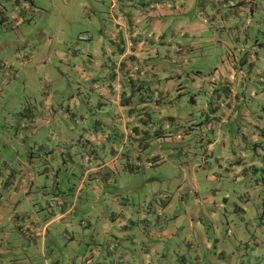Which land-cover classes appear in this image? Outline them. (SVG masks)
Returning <instances> with one entry per match:
<instances>
[{"label": "rangeland", "instance_id": "1", "mask_svg": "<svg viewBox=\"0 0 264 264\" xmlns=\"http://www.w3.org/2000/svg\"><path fill=\"white\" fill-rule=\"evenodd\" d=\"M105 1L0 0V85H7L2 91L0 88V150L5 148V141H10L9 144L18 147L21 156L29 155L32 148L21 132V112L30 103V98L46 97L41 93L42 86L46 88L55 118L58 117L52 125L54 128L60 124L69 129L59 115L68 114L73 97L77 101L85 99L87 92L92 94L90 97L95 102L96 95L90 92L89 86L92 80L80 75L79 63L81 57L86 61L84 49L89 47V43L94 50L100 48L98 43L104 37L100 32L103 24L98 10H108L110 1ZM160 7L167 8V5ZM187 7L190 8L189 5ZM196 10L195 14H192V9L180 18L190 19L197 14ZM258 14L256 12L255 16L259 17ZM166 18L168 16L154 13V20L158 22L154 30L155 42L159 41L162 31L164 44L158 43L162 58L152 60L167 68H183L178 69L180 74L169 77L159 73L163 85L173 88L166 95L162 114L181 119L168 124L166 130L173 129L178 123L195 127L197 120L193 119L201 111L199 105L190 100L197 92L192 86L193 77L197 76L205 86L207 78L213 75L209 68L197 74L198 64L207 62L212 54L209 50L216 54L221 52L225 43L232 45L236 34L224 33V40L219 34L209 44L211 47L206 49L205 57L201 54L190 57L191 52L184 47L186 37L181 32L188 28L187 25L180 28L172 23L168 25ZM198 25L204 27L201 23ZM260 40L264 41V38L260 37ZM97 55L99 58L96 59L103 61L101 52ZM176 60L179 62L174 66ZM99 61L96 64L100 69L92 76L100 75L98 81L106 83L109 79L105 70L107 65L105 61ZM120 61L124 60L120 58ZM120 61H116V66L122 76V71L131 69V64H128L129 60L123 66ZM5 64H12L11 70L2 68ZM133 67L134 70L140 68L139 64ZM244 68L247 79L243 80L242 88L245 91L240 90L238 94H243L245 101L240 100L237 110L231 109L223 120H214L203 133V138L187 132L183 137L174 136L170 140L168 136L148 139L147 152H154L156 148L162 149L166 155L172 147H175V152L164 159L158 158L156 162L159 164H154L152 159V164L141 160L134 165L132 158H126L117 169L111 168L109 180L106 176L97 179L87 191L92 204L89 200L83 202L80 214H76L79 209L70 213L75 214V220L84 216L82 223L90 220L91 224L84 230L80 228L82 226L72 225L77 224L75 220L68 223L62 219L55 224L53 231L54 235L59 232V239L54 242L46 239L48 243L44 245L40 239L33 242L36 236L34 229L24 234L16 232L13 226L14 232L7 229L8 245L12 242L9 246L11 252L0 253L4 259L7 258L4 262L0 258V264H264V102L253 92L259 83L250 78L249 67ZM259 76L264 79V74ZM248 86L252 87V92L247 90ZM77 94L81 98H77ZM171 96L174 100L168 101ZM242 103L250 109V114L243 112L245 105ZM91 104L89 101L88 107ZM178 105L182 106L181 111H177ZM224 112L226 110L221 111ZM150 114L153 118L157 116L156 121L161 125V115ZM68 123L73 126L70 118ZM158 130H164V127ZM113 132L106 142L110 146L115 143L117 147L122 137L118 129ZM64 144H61L62 148ZM166 149L168 151L165 152ZM58 154L56 163L46 162L44 167L39 166L37 159L32 160L36 167L34 172L38 175H34L28 186L32 192L40 190V193L32 198L31 205L44 220L49 218L44 196L49 201L53 193L64 191L68 195L69 206L75 195L81 194L79 180L70 179L74 178L71 172L76 170V166L71 162L66 166L61 153ZM62 156L68 160L67 156ZM18 166L19 162L0 159L1 202L11 193L20 177L23 178ZM55 172L62 180L58 185L53 182ZM17 204L12 202L15 207ZM8 210L11 211L10 208ZM90 212L92 216H89ZM144 212L154 215L150 219L154 223L140 221L143 217L139 215ZM93 227L99 231L92 230ZM162 227H167L169 233L159 234ZM207 236L220 240L223 247L221 255L219 246L207 248ZM186 250L194 255L185 256ZM202 254L206 260L201 258Z\"/></svg>", "mask_w": 264, "mask_h": 264}, {"label": "crops", "instance_id": "2", "mask_svg": "<svg viewBox=\"0 0 264 264\" xmlns=\"http://www.w3.org/2000/svg\"><path fill=\"white\" fill-rule=\"evenodd\" d=\"M109 1L107 11L102 8L98 10V12H101L99 15L103 24L100 32L103 33L105 39H100L98 44L101 45L98 50H94L89 43L88 46L91 48L85 47L84 49L87 54L86 61L84 57H81L79 63L80 75L92 80L89 86H91L90 92H94L96 95L95 102L90 97L92 94L89 95L87 92L84 96L85 99L77 101L73 97L71 99L73 105L68 107V114L66 116H64L65 114L59 115L66 122L69 129L66 130L60 124L57 128H54L52 125L58 117L55 118V113L52 112L49 106L50 101L47 100L46 88L42 86L43 91L41 93L46 94V97L44 96V99L42 97L41 99L30 98V103L28 106H24L25 108L21 112L23 119L21 132L23 138L28 140V146L32 148L29 155L23 154L21 156L18 147L9 144L10 141H5V148L0 150V159L8 158L12 162H19L17 170L23 175V178L20 177L22 185L19 184V181L13 186L14 189L10 187L12 189L11 193L4 197V202L0 201V253L3 251L11 252L9 246L12 242L8 245L6 234L8 233L7 229L9 232H14L13 227L20 234L34 229L36 233L34 243L37 239H40L44 245L48 243L46 239L50 242L57 241L59 232L56 235L53 234L56 229L54 228L55 224L62 219H66L68 223L73 222L75 214L71 215L70 213L79 209L76 214H80L81 204L83 202L87 203L91 198L87 193L89 186H93L100 177L106 176V179L109 180L111 178L109 176L111 168L117 169L126 158H132L136 163L134 165H138L141 160L152 164V159L154 164H159L156 162L158 158L164 159L166 155L175 152V147H172V150L166 155H163L164 151L162 149L156 148H154V152H147L148 139L168 136L170 140L174 136L183 137L187 132H192L193 135L199 134V137L203 138V133L211 124L213 125L214 120H223L231 109L237 110L240 100L241 102L245 101L244 95L238 94L240 90L245 91L242 88L244 85L243 80L247 79L244 67H249L252 81H257L260 84H256L253 92H255L256 97L264 102V79L259 76L264 74V41L260 40V37L264 38V0ZM162 4L167 5V8H161ZM192 9L194 10L192 14H195V9H197L196 15L190 19L180 18ZM256 9L258 11H255ZM256 12L259 13V17L255 16ZM154 13L168 16L166 18L168 25L172 23L178 28L187 25L188 28L183 29L181 32L186 37L184 47L191 52L190 57L193 54H201L205 57L206 49L211 47L209 44L216 40L219 34L221 40H224V38L222 39L224 33H227V35L236 34L232 45L225 43L221 52L216 54L209 50V54L210 52L212 54L209 55L207 62L198 64L200 68L196 70L197 74H200L202 69L209 68L212 70L213 75L207 78L205 86L197 76L193 77L195 80L192 86L195 87L197 92H194V96L192 95L190 100L195 101L200 107L199 111H201V114L198 113V116L193 119L197 120L195 127L178 123L173 129L166 130L168 124H174L180 118H176L174 115L162 114L163 106L166 104V95L173 88H167L163 85L159 73H165L169 77L180 74L181 71L179 73L177 71L179 68V70L183 68H167L162 66L159 61L152 60V58H162L159 55L158 43L164 44L161 39L164 34L162 31L159 33V41L155 42L154 30L157 28L158 22L154 20ZM197 21H200L204 27L200 28L198 25L200 23ZM242 36H244L243 39H241ZM180 43L182 42H179V45H181ZM195 50L198 51L194 52ZM224 50L226 52L224 58H222ZM98 52H101L103 61L96 59L99 58ZM122 56L123 58L127 56L130 59L128 64H131V69L123 70L121 76L116 61H120ZM98 61H105L107 65L105 70L109 73V79L106 83L98 81L100 75L92 76L100 69L96 64ZM178 62L176 60V64L173 65L177 66ZM125 63L126 61H120L123 66H125ZM135 64H139L140 68L138 70H134L133 66ZM2 68L11 70L12 64H5ZM90 74L91 77H89ZM0 88H2V91L7 88V85L1 84ZM247 90L251 91L252 87L248 86ZM78 91H80V88ZM80 92L82 95L83 91ZM77 98H81V96L79 97V94H77ZM170 98L168 101L174 100V96ZM88 99L92 102L91 107H88ZM221 105L227 107L226 112L221 113L222 110L219 109ZM242 105H245L243 112L250 114V109L246 104L242 103ZM176 109L181 111L182 106L178 105ZM150 113L161 115V125L156 121L157 116L153 118ZM115 115L116 117H114ZM69 118L72 120L73 126L68 123ZM202 125L203 128H201ZM162 126L164 130L156 131ZM116 129L119 130L122 137L117 147H115V143L110 146L106 142V139ZM62 143H65L63 148ZM58 153H61V160L66 166L67 162H71L73 166H76V170L71 172L74 178L70 177V179L79 180L81 194L75 195L74 202H71L69 206L68 195L64 191L61 192L60 190L58 194L53 193L49 201L44 196L43 199L49 209V218L44 220L38 215L35 207L31 205L32 198L39 196L40 193V190L32 192V189H29L28 186L30 181L33 182L34 175H38L34 172L36 167L32 160L37 159L39 166L44 167L46 162L53 164L56 156L59 155ZM62 155L67 156L68 160L64 159ZM70 179H67V181L70 182ZM13 180L12 177L11 182ZM61 181L58 172H55L54 184L58 185ZM33 185L37 186L35 183ZM18 193L20 194L18 195ZM12 202L14 204L18 203L16 207L12 205ZM89 203L92 204V200H89ZM12 207L15 209L12 210ZM9 208L11 211L8 210ZM146 214L144 212L139 215L143 217L140 221L147 224L154 223V220H150L154 215ZM90 215L92 216L91 212ZM15 217L16 219H14ZM84 219L85 217L81 216L80 219L75 220L77 224L72 223V225L75 227L82 226L80 228L84 230L85 227L91 224L90 220L82 223ZM5 223H7L6 226ZM92 230L99 231L94 227ZM167 233H169L167 227H162L159 231V234ZM79 240L75 239V241ZM205 242L207 248L219 246L221 248L219 253L222 254L223 247L220 240L217 241V238L207 236ZM188 255L190 257L194 254L186 250L185 256ZM0 258H3V254H0ZM201 258L206 260L204 254L201 255ZM4 261H7V258Z\"/></svg>", "mask_w": 264, "mask_h": 264}, {"label": "built area", "instance_id": "3", "mask_svg": "<svg viewBox=\"0 0 264 264\" xmlns=\"http://www.w3.org/2000/svg\"><path fill=\"white\" fill-rule=\"evenodd\" d=\"M122 60H124V61H129L130 59L127 57V56H125L124 58H123V56H122V58H121ZM225 107V106H224ZM222 111H224L225 110V108H223L222 107V109H221Z\"/></svg>", "mask_w": 264, "mask_h": 264}, {"label": "trees", "instance_id": "4", "mask_svg": "<svg viewBox=\"0 0 264 264\" xmlns=\"http://www.w3.org/2000/svg\"><path fill=\"white\" fill-rule=\"evenodd\" d=\"M224 106H225V105H222V107L225 108V110L227 111V107H226V106L224 107Z\"/></svg>", "mask_w": 264, "mask_h": 264}]
</instances>
